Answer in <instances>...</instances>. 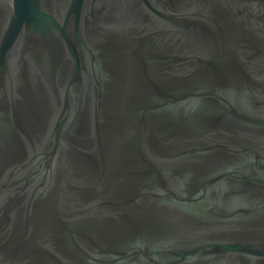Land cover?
Masks as SVG:
<instances>
[{
    "label": "water",
    "instance_id": "95a60500",
    "mask_svg": "<svg viewBox=\"0 0 264 264\" xmlns=\"http://www.w3.org/2000/svg\"><path fill=\"white\" fill-rule=\"evenodd\" d=\"M0 264H264V0H0Z\"/></svg>",
    "mask_w": 264,
    "mask_h": 264
}]
</instances>
